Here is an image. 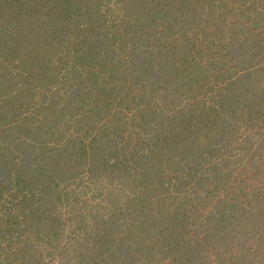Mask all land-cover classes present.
I'll return each instance as SVG.
<instances>
[{
    "label": "trees",
    "instance_id": "obj_1",
    "mask_svg": "<svg viewBox=\"0 0 264 264\" xmlns=\"http://www.w3.org/2000/svg\"><path fill=\"white\" fill-rule=\"evenodd\" d=\"M215 261L264 264V0H0V264Z\"/></svg>",
    "mask_w": 264,
    "mask_h": 264
},
{
    "label": "rangeland",
    "instance_id": "obj_2",
    "mask_svg": "<svg viewBox=\"0 0 264 264\" xmlns=\"http://www.w3.org/2000/svg\"><path fill=\"white\" fill-rule=\"evenodd\" d=\"M71 208H72L71 206L68 207V208H66V210H64V213H65L66 215H69L68 212H70ZM210 264H217V261H215V262H210Z\"/></svg>",
    "mask_w": 264,
    "mask_h": 264
}]
</instances>
